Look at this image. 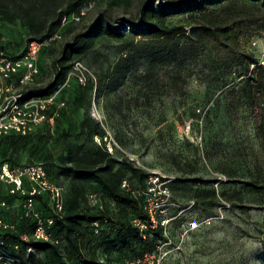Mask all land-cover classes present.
<instances>
[{
    "label": "rangeland",
    "instance_id": "obj_1",
    "mask_svg": "<svg viewBox=\"0 0 264 264\" xmlns=\"http://www.w3.org/2000/svg\"><path fill=\"white\" fill-rule=\"evenodd\" d=\"M144 1L83 0L82 17L68 18L57 29L60 37L42 46L32 79L20 82V69L6 81L9 94L44 88L63 45L99 14L111 26L123 27L130 38L128 27L138 23ZM65 5L66 0L37 1V25H48ZM246 14L258 25L251 39L255 45L246 49L259 61L264 54V9L255 6ZM168 23L187 31L192 26L187 16L172 17ZM33 35L21 17L7 22L0 16V49L11 57L18 56ZM136 39L122 48L118 41L96 38L85 53L73 57L70 62L79 59L95 74L96 85L67 83L51 94L53 103L46 110L50 114L25 133L27 146L4 156L1 143L0 159L16 166L42 162L66 191L68 179L56 174L66 144L106 148L116 166L131 164L147 173L143 193L128 173L121 187L143 195L150 204L162 233L156 240L163 253L160 264H264V138L247 107L244 78L237 70L218 68L212 45L201 34L189 33L154 48ZM81 93L82 105L77 100ZM251 181L260 186L256 191L247 185ZM97 190L96 184H85V194ZM0 199L18 202L5 185ZM104 205L112 207L108 201ZM36 206L48 213L42 200ZM83 208L93 210L87 200ZM0 219L21 226L5 208H0ZM96 254L103 261L128 259L127 253L101 247Z\"/></svg>",
    "mask_w": 264,
    "mask_h": 264
},
{
    "label": "trees",
    "instance_id": "obj_2",
    "mask_svg": "<svg viewBox=\"0 0 264 264\" xmlns=\"http://www.w3.org/2000/svg\"><path fill=\"white\" fill-rule=\"evenodd\" d=\"M37 1L48 0H30L26 5H23V2L16 4L17 0H0L1 18L7 22H13L17 17L24 19L34 34L28 39L29 42H42L51 37L60 27L62 17L78 12L83 2L66 0L65 7L55 12L48 25L43 22L39 26L35 17ZM255 6L264 9V0H163L158 5L153 4L152 0H145L139 8L138 23H131L128 27L130 38L125 37L123 27L111 26L107 18L99 14L85 31L78 33L71 42L63 45L60 56L52 62L53 75L49 83L44 88L23 93L20 100L33 96L46 97L58 92L65 85L66 75L73 61L70 60L85 53L96 38L118 41L122 48L134 45L135 38H138L136 41L144 40L149 48H154L157 43L168 45L176 43V37L198 33L212 45L219 69L229 73L233 69L237 70L244 78L242 88L245 90L247 107L256 128L264 138V64L246 49L258 27L255 20L246 13L248 8ZM175 16L190 18L192 26L189 31L181 24L168 23V20ZM25 50L26 48L16 57H11L3 51L14 59L20 57ZM78 86L84 88L92 85ZM83 98V93L77 97L80 105L83 104ZM45 112L50 114V111ZM28 137L29 133L8 132L1 135L0 144L4 143L2 154H16L27 146ZM58 160L56 174L65 176L69 185L63 194L64 214L54 215V222L48 228L55 242L21 239V233L31 231L33 220L23 217L20 207L17 206L25 196L8 192L9 196L16 197L18 202L10 204L5 200L10 206L7 211L17 217L21 226L12 223L14 230L0 227V254L7 253L15 260L14 264H69L71 260H75L76 264H126L129 259L156 247V240L162 233L158 225L153 227L145 209L143 195L134 194L121 187V180L128 173L143 193L146 190L147 173L131 164L116 166L117 160L106 148L87 147L84 143L68 142ZM0 162H7L10 167L16 166L5 159H0ZM43 166L49 178L54 181L49 169L44 164ZM86 183L96 184L98 190L85 194ZM256 184L253 181L247 183L252 191L260 187ZM90 193L98 194L101 208L96 205H91L93 210L83 208ZM212 194L214 195V191ZM37 200H42V205L48 210V213L43 215H52L46 198L37 196ZM104 201L111 203L112 207H106ZM36 208L42 213L37 206ZM133 218H139L148 224L143 232L144 237L132 223ZM15 245H18V250L14 249ZM29 246L33 251L26 252ZM99 247L106 251L115 250L119 254L127 253L128 259L119 262L99 260L96 254Z\"/></svg>",
    "mask_w": 264,
    "mask_h": 264
},
{
    "label": "built area",
    "instance_id": "obj_3",
    "mask_svg": "<svg viewBox=\"0 0 264 264\" xmlns=\"http://www.w3.org/2000/svg\"><path fill=\"white\" fill-rule=\"evenodd\" d=\"M82 15L83 11L79 9L78 12L70 16H63L61 24L65 23L68 18L79 20ZM59 37L60 34L56 32L42 42L30 41L26 46L25 52L20 57L14 59L7 56L0 49V136L9 130H15L18 133L25 134L32 127L46 119L45 111L53 103L52 95L46 97L33 96L21 101L20 97L22 94H9L10 86L6 81L20 69H23L24 73L19 81H30L35 73H37L36 63L39 50L43 45H47ZM249 44L255 45V40H251ZM259 62L264 64V54ZM67 83L81 86L91 84L95 86L96 76L81 60L74 59L66 75L64 84ZM0 185H5L10 194L25 196L17 206L20 207L23 217L33 220V227L29 233H21V239L24 241L55 242L48 228L54 222V215L62 216L64 214V189L61 185L56 184L49 178L43 164L34 162L10 167L7 162H0ZM37 196L46 198L52 215L45 216L36 208ZM88 201L91 205H96L99 208L102 207L101 201L96 193L88 194ZM149 205V203H145V209L154 227L157 224L155 223L153 210ZM9 207L5 200L0 199V208L9 209ZM132 223L138 227L142 233V237H144L143 232L147 229L148 224L142 222L139 218H133ZM0 227L9 230L15 229L12 223L4 222L1 219ZM0 244H2L1 239ZM14 249L18 250V245H15ZM31 251H33L32 247L29 246L26 248V252ZM162 259L163 253L157 244L152 251L144 252L138 257L129 259L126 264H160ZM0 260L2 264H14L15 261L7 253L0 254Z\"/></svg>",
    "mask_w": 264,
    "mask_h": 264
}]
</instances>
